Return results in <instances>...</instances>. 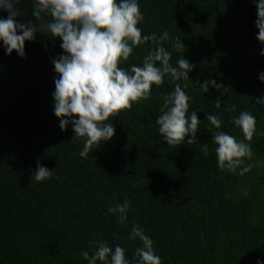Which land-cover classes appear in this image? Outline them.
Instances as JSON below:
<instances>
[{
  "label": "trees",
  "instance_id": "16d2710c",
  "mask_svg": "<svg viewBox=\"0 0 264 264\" xmlns=\"http://www.w3.org/2000/svg\"><path fill=\"white\" fill-rule=\"evenodd\" d=\"M142 35L164 31L161 41L174 66L182 57L193 65L189 79L165 77L153 85L148 100L134 102L109 117L112 139L79 155L84 138L72 126L64 130L54 115L52 59L63 50L59 37L37 33L25 41L26 55H6L0 46V264H87L98 241L119 244L131 264L139 239H129L133 225L154 241L162 264H257L264 261V43L257 39L254 0H139ZM21 22L33 19L31 0H21ZM7 13L0 12V16ZM185 45L173 49L174 38ZM134 47L118 65H142L155 47ZM215 79L228 93L200 83ZM179 83L192 99L200 124L196 143L170 146L158 132L163 98ZM219 102L220 108L215 104ZM235 106V111H233ZM249 111L256 117L250 143L253 165L243 176L217 165V131L207 114L223 120L221 131L243 139L232 117ZM207 144L208 154L203 151ZM52 170L50 179L32 178L37 164ZM264 165V163H263ZM247 189V195L242 192ZM129 202L119 223L108 209ZM100 264V262H98Z\"/></svg>",
  "mask_w": 264,
  "mask_h": 264
},
{
  "label": "clouds",
  "instance_id": "9594fccd",
  "mask_svg": "<svg viewBox=\"0 0 264 264\" xmlns=\"http://www.w3.org/2000/svg\"><path fill=\"white\" fill-rule=\"evenodd\" d=\"M257 8L255 26L258 29L257 39L264 43V0H254ZM33 19L21 22L17 17L23 15L21 0H0V46L6 55L13 51L23 58L25 41H33L37 33L59 37L63 54L52 59L55 91L54 115L60 119L59 127L64 130L71 124L75 138H84L83 148L79 155L88 156L90 149L112 139L115 127L109 117L122 109H131L134 102L148 100L153 85L159 87L165 77L173 81L189 79L194 65L183 55L170 63L169 52L161 41L169 40V33L164 31L160 37L155 33L142 35L138 24L143 21L139 0H31ZM147 41L155 47L143 57L142 65H131L130 69L120 67L128 60L137 45ZM173 49L184 52L185 45L176 37ZM260 55L264 56V48ZM258 79L264 82V71ZM210 86L216 90L230 91L215 79L200 83L203 93ZM179 83L172 92L163 98L161 115L156 119L158 132L167 145L196 143L200 119L197 111L189 112L192 97ZM256 105H264V96L256 98ZM220 108V103L215 104ZM235 111V106H233ZM207 121L217 131L212 135L216 145L217 165L220 169L243 176L250 172L253 165L246 163L253 157L250 143L256 133V117L249 111H241L232 117V123L240 128L243 139L221 131L223 120L218 114H207ZM208 154L207 144L203 146ZM52 170L37 164L32 178L36 181L50 179ZM247 195V189L242 192ZM129 202L117 203L108 211L116 214L119 223L124 224L128 218ZM139 239L140 247L135 249L136 264H162L161 257L154 249L153 239L144 230L133 225L129 239ZM87 264H131L126 257V250L119 244L114 248L106 241H98L96 249L90 255L83 251ZM257 264L264 261L257 260Z\"/></svg>",
  "mask_w": 264,
  "mask_h": 264
},
{
  "label": "rangeland",
  "instance_id": "374dc122",
  "mask_svg": "<svg viewBox=\"0 0 264 264\" xmlns=\"http://www.w3.org/2000/svg\"><path fill=\"white\" fill-rule=\"evenodd\" d=\"M263 163H264V162L260 160V161L258 162V164H257L258 168H259L261 171H262V167L264 166Z\"/></svg>",
  "mask_w": 264,
  "mask_h": 264
}]
</instances>
